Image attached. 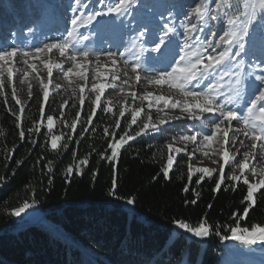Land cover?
Returning a JSON list of instances; mask_svg holds the SVG:
<instances>
[{
    "label": "trees",
    "instance_id": "1",
    "mask_svg": "<svg viewBox=\"0 0 264 264\" xmlns=\"http://www.w3.org/2000/svg\"><path fill=\"white\" fill-rule=\"evenodd\" d=\"M54 2L62 12H68L72 4V0ZM192 2L185 0L186 4ZM41 10L37 0H0V39L5 41L14 30L24 33L36 27ZM17 67L20 71L14 73L12 83L5 74L0 92V264H220L225 252L222 237L231 234L230 227L264 225V189L256 194V204L247 217L237 220L233 213L242 216L247 206L241 203L246 194L242 183L236 191L222 185L219 192H214L218 170L201 184L196 183L201 174L195 172L189 183L180 156L169 178L164 179L161 170L169 154V139L164 132L168 129H148L122 147L115 165L118 189L115 196L111 195L112 164L101 160L100 153L109 154L106 150L111 133L115 131L118 139L130 115L126 112V118H120L121 129H116L119 113L115 109L103 112L106 104L101 103L90 125L87 117L95 96L89 91H84L81 106L79 91L75 97L66 96L52 84L44 101L40 81L48 83L47 69L38 61L37 73L29 71L27 82L20 83L25 66ZM13 87L23 112L12 98ZM47 115L53 116L51 133ZM73 120L77 123L75 131L69 127ZM177 127L173 131L184 128L182 124ZM20 130L25 132L23 141ZM52 136L60 137L55 149L51 147ZM83 158H88L89 164L80 169L82 175L66 179L67 167ZM231 171L227 165L225 175ZM185 185L190 188L188 192L183 191ZM127 198H135L134 205H128ZM193 199L194 204L190 203ZM24 203L36 207L43 219L28 223L22 216H13L12 212ZM205 218L211 234L202 242L188 237L173 223L181 220L196 226Z\"/></svg>",
    "mask_w": 264,
    "mask_h": 264
},
{
    "label": "snow or ice",
    "instance_id": "2",
    "mask_svg": "<svg viewBox=\"0 0 264 264\" xmlns=\"http://www.w3.org/2000/svg\"><path fill=\"white\" fill-rule=\"evenodd\" d=\"M210 4H202L200 0H193V4L188 6V10L183 13V19L179 21V27L182 29L180 35L183 37V43L171 47L170 37L176 34L177 25L173 20H167L163 24L152 22L150 24H142L138 28L132 29L136 35V39L143 41L145 44H152L147 51H154L161 53L163 49L168 53L166 57L165 66L153 72L151 75L145 77L148 84L167 85L168 87L177 89L182 95L183 99L174 100L171 96L153 95L147 93L140 97L142 101H148V109L151 110L156 107V122L153 123V115L151 111L146 114V120L141 119V113L144 111L143 107H131L119 109V117L115 119V128L121 129V119L126 118V112L130 115L127 128L123 129V134L116 138L117 133H111V139L108 142V147L105 152L100 153V159L108 161L112 164L113 179L110 194L115 196L118 184L116 179L115 165L118 162L119 154L122 147L128 144L129 141L135 140L146 130L159 131L158 125L167 123L173 117H169L165 113V109H179L183 114H187V118L194 121H200L201 131L192 132L179 137L182 142H191L196 145L192 153H188V159L191 160L193 153L197 150L203 151L205 156L209 155L205 149H212L213 141L217 144L228 145L234 149L230 156L228 148L222 149L223 163L220 164L218 170V178L214 181V192H219L222 185L231 187L232 191H236L237 186L242 183L246 186V194L241 203H247L243 209V215L233 213V216L239 220L247 217L249 210L256 204V194L264 189V168L257 170L256 167L250 168V158L255 159L257 156L264 160V67L260 68L259 73L253 71H244V61L238 60L242 53L245 52L246 44L253 42L259 38L261 43V54L264 56V34L258 32V28H264V0H244V11L241 12L239 8L232 5L227 7L232 9L231 12L225 10L222 0H210ZM96 7L93 6L92 0H74V4L69 5L70 11L73 15L70 17V28L66 29V35L62 34L61 38L56 42L44 43L42 47H37L34 51L20 50L13 46L11 49H0V92L4 88V78L9 83H12L14 73L20 71L18 64H23L25 67L22 72L20 83H26L29 76V71L37 73V63L30 62V60L39 61L45 69H47L48 83L40 81L43 88V99L47 101L49 98V84L53 76V69H60L63 71V65L55 63L51 60H42L41 54L57 50L61 57L73 62V66L69 67L67 71H63V76L68 77L75 73L81 80L87 81L88 67L90 63L89 57L95 56L94 76L96 81H102L105 78V72L99 65L101 56H106L111 64H117V56L124 57V52H113L111 50H103L102 52L92 53L88 50H77L75 45L87 40V36L79 35L81 27L90 26L94 22L98 24L105 23L104 17L122 18L130 14L132 0H95ZM97 18H101L99 21ZM114 22V21H113ZM121 19V23H122ZM219 32L217 31L218 27ZM204 33H207L206 35ZM76 35L77 39L72 37ZM153 41H155L153 43ZM70 45L72 47L71 54L69 53ZM254 54V53H253ZM78 57L83 58V63L77 62ZM128 61L125 60V64ZM141 68L139 62L132 64L131 72L137 73ZM127 75V73H125ZM115 73L112 74L111 80L115 82L117 79ZM139 82L141 77L136 76ZM127 83V81H125ZM55 87H59L56 85ZM114 87V83H92L91 92L95 93V99L92 101V109L88 114L87 120L91 125L93 118L97 113V108L101 107V97L107 88ZM79 101L81 106L84 105L85 97L84 87H80ZM29 98L32 97L31 85L29 84ZM12 98L17 105H21L20 111L24 108L21 101L16 98V89L12 88ZM132 99L135 101L137 95L132 94ZM243 101V104H241ZM67 103V102H65ZM162 105V107H160ZM64 105H61L63 108ZM239 108V111H238ZM103 112L111 113L112 107H102ZM41 115H44L45 109L43 104L40 108ZM163 113V115H161ZM205 113L213 114L212 128L208 132L203 129L208 128V123L201 119ZM63 116V111L61 112ZM77 119L80 113H76ZM181 117H174L180 119ZM19 119V118H18ZM48 133L52 132L53 116H46ZM138 120L140 123L138 124ZM236 122L235 126L233 122ZM135 125L139 130H134ZM19 127V124L17 125ZM69 127L75 131L77 128L76 120H73ZM87 130V129H85ZM29 131H32L31 129ZM37 133L40 128L35 129ZM134 132V134H133ZM104 133L109 134V129L105 128ZM231 133V137L229 135ZM198 136L200 137L198 141ZM21 141L25 140V132L19 131ZM241 137L247 138L249 144H245V140ZM69 140L72 136L69 135ZM59 136L51 137V147H57V140ZM35 145L36 141H30ZM259 144V152L257 147ZM68 147L67 144L64 145ZM169 155L166 164L161 170V175L164 179L169 178V172L173 168L175 160L174 153L186 151V149L175 148L172 143L166 145ZM244 149L241 152V149ZM217 152L221 149H217ZM236 154H241L242 159L236 160ZM73 156L76 153L73 152ZM230 161L232 171L229 175H225V165H229ZM89 164L88 158L79 159L73 166L69 165L66 169V179L71 175H82L80 169ZM180 162L176 161L177 167ZM48 171L51 172V166H48ZM193 171L200 173L197 184H201L205 177L212 178L216 169L212 168H196L188 165V182H192ZM237 171L239 174H236ZM251 171V177L246 174ZM97 173L93 172L95 176ZM255 178V179H253ZM229 184H225V181ZM51 183V179L49 180ZM190 190L188 185H185L183 191ZM198 196V193H193ZM119 198V197H117ZM128 205H134L135 198H127ZM190 203H196L193 199ZM31 205L24 203L22 208H17L12 212L13 216L19 217L21 213ZM211 207V205H209ZM173 223L176 228L182 233L190 234L196 238H206L211 234V226L208 225L207 219H203L196 226L191 225L185 221L175 220ZM230 235L222 237L225 240H234L242 245H254L257 242L264 243V225L252 224L250 227H240L239 225L230 227ZM220 235L219 232L215 233Z\"/></svg>",
    "mask_w": 264,
    "mask_h": 264
},
{
    "label": "rangeland",
    "instance_id": "3",
    "mask_svg": "<svg viewBox=\"0 0 264 264\" xmlns=\"http://www.w3.org/2000/svg\"><path fill=\"white\" fill-rule=\"evenodd\" d=\"M94 0H92L93 2ZM185 1V0H183ZM182 0H178L175 3H169L168 0H149L151 7L149 8L147 2L143 0H132L131 12L129 15L122 18H112V17H104L105 23L98 24L94 22L90 26L81 27L79 29V35L87 36L88 39L82 41V43L75 45L77 50H88L92 53L102 52L103 50H111L112 45H116V48L111 50L113 52H124L125 56L120 57L117 56V64L113 66L111 61L107 59L106 56H101L100 61L98 62L101 66L102 70L105 72V78L102 81H96L93 79L94 76V68L95 64V56L91 55L89 57L90 63L87 65L88 67V79L87 81L81 80L80 77L76 76L75 73L69 75L68 77L63 76V71H67L69 67L73 66V62L66 59L65 57H61L57 50H53V52L48 53L47 55L41 54V58L45 60H51L55 63H60L63 65V71L60 69H53V76L51 78V84H49V89L54 84V86L59 85L56 89H61L65 91L66 96L75 97L77 91L80 92V87L83 86L86 91H89V94L95 96V93L91 92V84L92 83H114V87L107 88L104 94L101 97V103H105L107 107H112L117 110L119 113V109L121 107L131 108V107H143L144 111L141 113V117L146 118V114L151 111L153 115V123L156 122V107L154 106L151 110L148 109V101H142L140 99L141 96L146 95L147 93H152L153 95H165L171 96L174 100L183 99L180 92L175 89L168 87L167 85H155L148 84L145 80V77L151 75L153 72L162 69L165 66L166 57L168 53L162 49L161 53H157L154 51H147L146 49L151 48L152 44H145L143 41L136 39V35L132 29L138 28L142 24H150L152 22H157L163 24L167 20H173L177 25L176 34L170 37L171 47L175 48L176 45L183 43V37L180 35L182 29L179 27V21L183 19V13L188 10V7L182 5ZM160 2V3H159ZM202 4H210V0H200ZM223 5L225 6V10L231 12L232 9L228 8V5H232L236 8H239L241 12L244 11L243 5L244 0H222ZM192 3L188 5H192ZM173 5V8L171 7ZM73 15L70 12V17ZM126 18L121 23V19ZM98 21L101 18H97ZM114 21V22H113ZM137 21V24H136ZM119 27V29H118ZM223 25H220L217 29L219 32L220 28ZM39 28V29H38ZM66 30L70 28V23L63 26ZM40 24L37 25L33 32H27L25 37H15L12 40V45L15 42H19L18 46L22 48V50H31L27 46L29 45L27 42L30 41L36 49L37 47H42L44 43H52L56 42L61 38L59 32L45 33V36L40 38L39 41L34 39L32 42V38L38 37L37 35L40 33ZM258 32L264 34V28H258ZM205 35L207 33H204ZM66 35V33L64 34ZM73 40L77 39V36L74 35L72 37ZM115 40L114 44H111V41ZM122 41L124 47H117L118 43ZM155 41H153L154 43ZM70 45V50H72ZM100 47H103L102 50H98ZM254 53V54H253ZM71 54L67 53L66 55ZM238 60L244 61V71H253L259 73L260 68L264 67V56L261 54V43L259 38L254 40L251 43L246 44L245 52L241 54L240 57H237ZM125 60L128 61L125 64ZM30 62H34L38 64L36 60H30ZM77 62L83 63V58L78 57ZM139 62L141 64V68L137 70V73L131 72L132 64ZM22 64H18L17 66H21ZM115 73L117 75V79L115 82L111 80L112 74ZM127 73V75H125ZM137 74L141 77L138 82L136 79ZM127 81V83H125ZM84 90V91H85ZM135 93L137 95V99L133 101L132 94ZM243 104V101H241ZM162 107V105H160ZM165 113L169 117H173L167 123L163 125H158L159 132L161 129H168L165 133V138L169 139L168 143H172L173 147L186 149V151H181L180 153H174L175 160L177 157H182V165L188 170V165L191 164L193 169L196 168H212L219 170L220 164H222V149L228 148L230 152V156L233 154L234 149L228 145L217 144L216 141H213L212 149H205L204 151H208L209 155L205 156L203 151L197 150L193 153L192 159H188V153H192L193 149L196 145L191 142H182L179 137L185 134H191L192 132L201 131L200 121H194L187 118L186 113H181L179 109H165ZM239 111V108H238ZM163 115V113H161ZM174 117H181L180 119H174ZM202 120L208 123V128L203 129L204 132H208L212 128L213 114L205 113L201 117ZM146 120V119H145ZM184 127L183 129H178L177 132L175 130V126L181 125ZM233 124L235 126H239L234 121ZM177 127V128H178ZM151 130V128H150ZM156 132V131H154ZM158 132V131H157ZM231 137V133H229ZM245 140V144H249L247 138L241 137ZM200 137L198 136V141ZM217 149H221V151L217 152ZM244 149H241V152ZM257 152H259V144L257 147ZM170 154V153H169ZM168 154V155H169ZM168 157V156H167ZM241 154H236V160L242 159ZM174 160V163H175ZM173 163V164H174ZM231 161L229 166L231 167ZM256 167L257 170L260 168H264V160H261L259 156L255 159L250 158V168ZM227 165H225L226 169ZM195 173V171H193ZM197 173V172H196ZM247 175L251 177V171L246 172ZM255 179V178H253ZM25 222L28 223H36L43 219L42 214L39 210L30 206L26 208L21 215ZM187 234V233H186ZM190 235V234H187ZM206 238H197L199 242L205 241ZM222 245L225 247V252L222 256L220 264H264V243L257 242L254 245H242L234 240H225Z\"/></svg>",
    "mask_w": 264,
    "mask_h": 264
},
{
    "label": "bare ground",
    "instance_id": "4",
    "mask_svg": "<svg viewBox=\"0 0 264 264\" xmlns=\"http://www.w3.org/2000/svg\"><path fill=\"white\" fill-rule=\"evenodd\" d=\"M160 3V2H159Z\"/></svg>",
    "mask_w": 264,
    "mask_h": 264
}]
</instances>
